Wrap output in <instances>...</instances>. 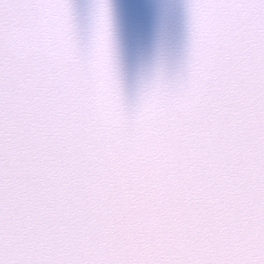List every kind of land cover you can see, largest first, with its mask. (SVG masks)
<instances>
[{
	"label": "snow or ice",
	"instance_id": "obj_1",
	"mask_svg": "<svg viewBox=\"0 0 264 264\" xmlns=\"http://www.w3.org/2000/svg\"><path fill=\"white\" fill-rule=\"evenodd\" d=\"M72 11L0 0V264H264V0H188L131 103Z\"/></svg>",
	"mask_w": 264,
	"mask_h": 264
},
{
	"label": "water",
	"instance_id": "obj_2",
	"mask_svg": "<svg viewBox=\"0 0 264 264\" xmlns=\"http://www.w3.org/2000/svg\"><path fill=\"white\" fill-rule=\"evenodd\" d=\"M71 23L92 35L97 9L108 10V42L126 99L131 103L158 72L174 74L188 41V0H71Z\"/></svg>",
	"mask_w": 264,
	"mask_h": 264
}]
</instances>
